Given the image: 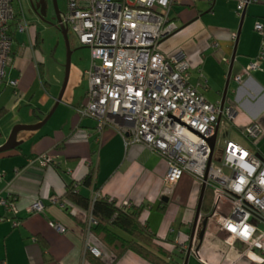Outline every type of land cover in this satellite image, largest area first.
Wrapping results in <instances>:
<instances>
[{
	"label": "crops",
	"instance_id": "1",
	"mask_svg": "<svg viewBox=\"0 0 264 264\" xmlns=\"http://www.w3.org/2000/svg\"><path fill=\"white\" fill-rule=\"evenodd\" d=\"M185 4L190 5L188 9H182ZM172 10L175 16L171 20L177 29L160 42L159 50L167 57L184 54L190 66L188 83L212 104L222 99L233 57L225 97V103L235 110L229 130L237 136L238 131L257 122L263 134L256 141V148L264 158V63L258 71L244 73L259 51L260 37L253 26L256 22L264 24V0L247 5L242 18L236 13L234 0H181ZM21 36L27 33L12 36L14 71L5 79V83L18 81L19 97L14 100L13 90L6 84L0 88V119L12 115L0 135V146L14 126L41 122L58 97L42 85L43 59L39 48L34 46V36L32 39L27 36L30 49L20 43ZM85 71L70 67L63 95L49 120L38 130L19 132L16 138L19 145L0 154V176H3L0 200L13 196L18 209L14 216L0 205V264H89L85 260V252L89 250L84 244L86 211L69 203L71 208L63 209L46 198L66 201L64 195L70 184H77V191L89 199L94 193L117 203L127 201L130 206L141 207L139 219L154 241L170 254L166 261L184 264L189 245H196L191 232L201 185L185 174L167 192L163 184L167 165L159 155L125 148L123 139L112 127L98 135L92 120L80 119L76 109L85 102L87 89L81 92ZM237 75H241L240 84L233 81ZM37 82L46 94L39 100L45 112L36 115L33 111L26 120L19 110L29 106L27 97ZM19 98L23 100L16 103ZM44 153L54 157L55 165L46 168L29 165L30 159ZM92 169L93 187L88 189L82 181ZM37 199L41 200L44 212H28ZM3 217L9 220L1 221ZM199 217H205L201 207ZM15 220L19 226H13ZM50 223L62 226L63 232H57ZM226 239L218 225L209 219L202 242L196 253L190 252L187 264H257L253 255L247 256L248 245L240 241L228 244ZM111 258L109 251L103 249V261L109 264ZM115 264L151 263L126 252Z\"/></svg>",
	"mask_w": 264,
	"mask_h": 264
},
{
	"label": "built area",
	"instance_id": "2",
	"mask_svg": "<svg viewBox=\"0 0 264 264\" xmlns=\"http://www.w3.org/2000/svg\"><path fill=\"white\" fill-rule=\"evenodd\" d=\"M177 1L66 0V11L60 13L61 23L78 45L90 52L89 67L84 72L85 102L76 113L80 119L92 120L98 135L112 127L125 148L159 155L167 165L163 178L167 192L185 174L204 185L212 196L209 219L227 236L226 242L248 245L247 256L253 255L257 264H264V158L256 148L263 130L252 122L238 131L239 142L218 140L219 131L231 129L234 108L225 102L221 105V101L208 102L188 83L190 66L184 54L167 57L159 50L160 42L177 29L170 16ZM234 1L236 13L241 15L247 5L260 0ZM15 2L19 16L14 11ZM28 28L20 0H0V88L9 86L14 100L19 97L18 81L5 83L6 71L13 63L12 36L27 33ZM253 30L259 35L260 44L256 57L244 68L247 75L264 63V24L256 22ZM233 81L240 84L241 75ZM217 123L211 151L210 140ZM53 164L54 157L45 153L29 160V165L45 168ZM91 175L93 181V169ZM2 179L0 176V183ZM73 188L77 190V184ZM91 195L90 207L99 197ZM46 198L63 209L72 207L56 197ZM0 205L17 215L13 196L1 199ZM117 206L126 210L130 204L123 201ZM90 209L86 211L84 244L99 257L98 249L89 244L90 230L96 225ZM28 212L43 213L41 200H35ZM12 224L19 226L16 220ZM50 226L63 232L60 225Z\"/></svg>",
	"mask_w": 264,
	"mask_h": 264
},
{
	"label": "trees",
	"instance_id": "3",
	"mask_svg": "<svg viewBox=\"0 0 264 264\" xmlns=\"http://www.w3.org/2000/svg\"><path fill=\"white\" fill-rule=\"evenodd\" d=\"M39 41V35L35 33V48H39ZM73 185L67 186L64 195L66 202L85 211L91 208V216L96 222L90 230L89 244L98 249L101 255L95 257L90 251H86L85 260L89 264H106L102 259L103 249L109 251L112 257L109 264H115L126 252H133L151 264H173L166 261L170 258L168 251L154 241L148 227L140 221L141 207L130 206L124 210L117 206L115 200L101 197L90 207V199L80 194ZM82 185L91 188V172L82 181ZM211 201V193L206 189L201 206L205 217L210 215Z\"/></svg>",
	"mask_w": 264,
	"mask_h": 264
},
{
	"label": "rangeland",
	"instance_id": "4",
	"mask_svg": "<svg viewBox=\"0 0 264 264\" xmlns=\"http://www.w3.org/2000/svg\"><path fill=\"white\" fill-rule=\"evenodd\" d=\"M181 0H178V3ZM189 2L191 0H188ZM57 7L59 12L62 14L66 11V0H56ZM23 14L26 20L29 23V28L27 31V36L32 39L35 33L39 35V50L41 57L43 59V66L41 67V82L43 87L51 94V95H59L62 84L65 78V64H66V46L63 40V37L59 30L56 27V19L52 16V12L49 10L48 15L44 20H40L34 14L31 13L29 9V0H20ZM189 4V3H188ZM185 4L182 9H188V7L193 4L191 3L189 6ZM188 6V7H187ZM174 10V9H173ZM172 10L170 16H175L174 11ZM14 11L17 16L20 15V9L17 2L14 4ZM176 12V11H175ZM27 36H21L19 38L20 43H24L26 49H30V44L27 39ZM68 42H69V50L71 52L70 56V67L75 68L79 71L87 70L89 67L90 61V52L88 49L80 47L76 40L72 35L68 34ZM26 58V56H25ZM32 63L33 60H32ZM14 62L12 63V68L7 69V74L13 70ZM87 89V81L84 79L81 86V92L83 89ZM45 91L40 86L39 82L32 87L30 94L27 97V102L29 106L25 105L22 109L19 110L22 118H29L27 116L32 115L34 111L36 115H40L44 113L42 107L39 105V100L42 97H45ZM23 99H18L16 103H19ZM43 101V100H42ZM1 104V103H0ZM54 107V106H53ZM50 109V111L53 109ZM47 110V109H46ZM49 111V112H50ZM60 111V110H58ZM47 116V115H46ZM12 115H8L3 119H0V135H2L3 130L6 129L7 123L10 121ZM229 127L228 125H224ZM223 127V125H221ZM10 134V133H9ZM9 136V135H8ZM227 139L239 142L240 139L236 136V133L233 130L219 131L218 140ZM218 159L217 150L215 152V160ZM228 206L226 207V209ZM213 220H211L212 222ZM214 222V221H213ZM124 236L123 234H121Z\"/></svg>",
	"mask_w": 264,
	"mask_h": 264
},
{
	"label": "water",
	"instance_id": "5",
	"mask_svg": "<svg viewBox=\"0 0 264 264\" xmlns=\"http://www.w3.org/2000/svg\"><path fill=\"white\" fill-rule=\"evenodd\" d=\"M39 4H42V0L39 1ZM53 6L55 8L56 27L60 31V33H61V35L63 37L64 43H65V46H66V51H67L66 64H65V78H64V81H63V85H62L61 91H60V93H59V95L57 97V101H56L53 109L48 113V115L41 122H39L37 124H34V125H16V126H14L12 128V130H11L8 138L6 139L5 143L0 146V154L4 153V152H7V151H10V150H13L19 145V143L16 141L17 134L19 132H21V131H35V130H38L39 128H41L49 120V118L53 114L55 108L57 107L59 101L61 100V97L63 95L65 86L67 84L69 68H70V56H71V52L69 50L68 32H67V30L65 29V27L61 23L60 12L58 10L56 0H53ZM41 13H42V16H43L44 13L43 12H41ZM243 15H244V11L241 13V18L243 17ZM234 47H235V45H234ZM234 55H235V50L233 52V56ZM232 65H233V57H232L231 62H230V66H229V70H228V74H227V81H226V84H225L224 89H223L221 105H223V103L225 102V97H226V94H227L228 82H229L230 76H231ZM217 130H218V123L216 125L215 135L210 140L211 151L213 150V145H214V141H215V136H216ZM204 192H205V186L201 185L200 196H199L198 205H197V208H196V214H195L194 222H193V225H192V232H191V240L193 241V239L195 237V244L196 245H195V247H192L193 246L192 243L189 245L187 253H186V260H185L184 264H187V259L189 257L190 252H192V251L195 252V253L197 252L198 247H199V245L202 242V239H203V236H204V233H205V229H206V226H207V223H208V220H209V217H199L200 207H201V203H202V200H203Z\"/></svg>",
	"mask_w": 264,
	"mask_h": 264
},
{
	"label": "flooded vegetation",
	"instance_id": "6",
	"mask_svg": "<svg viewBox=\"0 0 264 264\" xmlns=\"http://www.w3.org/2000/svg\"><path fill=\"white\" fill-rule=\"evenodd\" d=\"M40 0H29V9L32 14L38 17L40 20H44L48 15V11L52 12V16L55 18V8L53 6V0H42V4H39ZM43 12V16L42 13ZM60 32V31H59Z\"/></svg>",
	"mask_w": 264,
	"mask_h": 264
}]
</instances>
